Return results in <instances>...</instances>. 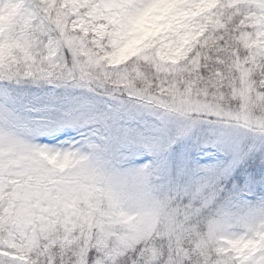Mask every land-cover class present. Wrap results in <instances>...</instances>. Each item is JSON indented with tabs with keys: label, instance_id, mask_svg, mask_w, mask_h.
Returning <instances> with one entry per match:
<instances>
[{
	"label": "snow or ice",
	"instance_id": "obj_1",
	"mask_svg": "<svg viewBox=\"0 0 264 264\" xmlns=\"http://www.w3.org/2000/svg\"><path fill=\"white\" fill-rule=\"evenodd\" d=\"M0 264H264V0H0Z\"/></svg>",
	"mask_w": 264,
	"mask_h": 264
}]
</instances>
